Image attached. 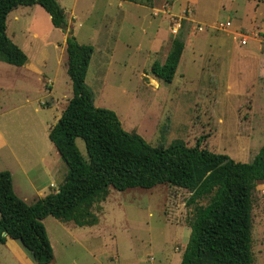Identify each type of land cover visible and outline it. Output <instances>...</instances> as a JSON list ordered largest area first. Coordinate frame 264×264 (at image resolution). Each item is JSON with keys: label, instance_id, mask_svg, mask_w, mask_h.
I'll use <instances>...</instances> for the list:
<instances>
[{"label": "rangeland", "instance_id": "rangeland-1", "mask_svg": "<svg viewBox=\"0 0 264 264\" xmlns=\"http://www.w3.org/2000/svg\"><path fill=\"white\" fill-rule=\"evenodd\" d=\"M57 1L78 41L94 46L86 76L94 104L114 110L127 131L154 146L179 140L194 146L201 139L200 146L210 151L253 160L264 145V0ZM227 20L229 28L217 27ZM7 25L28 61L16 66L0 60V170L14 172L30 203L39 195L22 167L31 170L36 182L49 184L53 179L56 186L63 184L67 166L52 163L56 150L48 130L61 116L73 87L66 35L40 5L18 6L9 13ZM241 35L249 36L246 45L240 44ZM175 37L185 43L176 75L171 83L158 79L154 85L151 66L165 61ZM76 142L87 158L83 139ZM57 165L58 173H52ZM189 196L187 189L168 184L111 188L109 196L91 208L100 224L85 225L81 243L77 235L61 236L49 216L46 224L56 248L51 263L162 257L165 247L171 251L181 241L161 219L191 218ZM252 199L253 264H264L261 181ZM0 264H20L2 243Z\"/></svg>", "mask_w": 264, "mask_h": 264}, {"label": "trees", "instance_id": "trees-1", "mask_svg": "<svg viewBox=\"0 0 264 264\" xmlns=\"http://www.w3.org/2000/svg\"><path fill=\"white\" fill-rule=\"evenodd\" d=\"M36 4L66 35L73 95L48 137L67 171L58 191L28 203L15 192L12 172L0 170V243L9 236L23 245L36 264H50L54 249L43 221L46 217L93 225L98 220L91 208L105 200L111 188L168 184L187 189L186 205L193 206L192 217H186L191 233L181 264H253L252 191L257 182L264 184V145L252 161L244 162L201 147V139L194 146L180 140L154 146L127 131L114 110L94 104L86 84L94 46L78 41L57 0H0L1 61L16 66L27 63V54L8 35L7 20L18 6ZM184 48V41L175 37L165 61L152 64V74L171 83ZM79 137L87 158L77 145Z\"/></svg>", "mask_w": 264, "mask_h": 264}, {"label": "crops", "instance_id": "crops-1", "mask_svg": "<svg viewBox=\"0 0 264 264\" xmlns=\"http://www.w3.org/2000/svg\"><path fill=\"white\" fill-rule=\"evenodd\" d=\"M120 4H122V3H120ZM49 18H50V16H49ZM65 40H66V36H65ZM65 47H66V43H65ZM151 81L153 84L155 83L154 85L159 84L158 78H157V80L152 78ZM56 121L57 120H55V122ZM52 145H53V143H52ZM54 148H55V146H54ZM55 150H56V148H55ZM55 152H56V157H54V159H52V163H56L58 165L60 164L59 168L63 164L66 165L65 162L63 161L61 155L58 153V151L56 150ZM59 160H61V161H59ZM49 165H51V162ZM58 165L52 169V173H54V172H56V174L58 173V171H59V168H57ZM22 168L24 170V176L28 177L30 186H34L35 190L37 191V193L39 195V198L44 197L51 192H55V191L59 190V187L61 185L56 186L57 182H55V180L52 179V181H50L49 184L43 183V182L40 183L39 181L36 182L35 181L36 176L30 175L31 170L27 172L25 167H22ZM10 171L12 172V175H13V183H14L15 192L21 198H23L26 202H29V199L26 196H24L23 192L20 190V186L18 185V182L15 179L14 172L12 170H10ZM66 171L67 170H65V172H64V177H65ZM35 183H37V184H35ZM34 201H32V202H34ZM32 202H30V203H32ZM48 217H46L43 221H44V224L46 226L48 235L50 237L53 249H56L55 244H54V236H52V234H50L49 228L46 224V219ZM172 217L161 219V223H163L164 226L165 225L167 226L166 229L168 231L174 232V237L176 236V239L177 240L179 239L181 241L180 246L178 244H176L173 249H170L171 251H168V249H166V247H165L164 251L162 253H160L162 255V257L161 256H154V255H147L146 257H143L144 258L143 260L137 258L136 260H133L131 262H126V261L121 262L119 259L120 256H118V258L116 257L115 260L110 259L111 261L104 262V264H181L183 252H184V249H185L187 242L189 240V238H188V240H185V238L188 236L190 237L191 227H190V225H188L185 218L183 220H180L179 222H176L173 219L174 217L173 218ZM52 222L56 226V228H55L56 231H59L61 233V236L64 235L65 233L66 234L69 233L73 236L77 235L78 240L76 242L81 243L79 235L81 233L82 228L85 227V225L80 226V225H77L76 223H74L73 221H63L61 219H57L56 217H53ZM99 224H100V222L95 224V226L97 227V226H99ZM2 244H6L7 246L10 247V249L14 253L15 258L20 262V264H36V262H34L32 260V258L26 252L23 245L18 240H15V239L7 236L5 243H2ZM65 244H69V241H67V243H65ZM167 244H169V243H167ZM50 264H52V263H50Z\"/></svg>", "mask_w": 264, "mask_h": 264}, {"label": "built area", "instance_id": "built-area-1", "mask_svg": "<svg viewBox=\"0 0 264 264\" xmlns=\"http://www.w3.org/2000/svg\"><path fill=\"white\" fill-rule=\"evenodd\" d=\"M180 25V23H178V26ZM232 25L231 21L230 20H227L225 22H220L218 23L217 27L220 28V29H227L229 28L230 26ZM240 44L241 45H246L248 43V40H249V36H246V35H241L240 36Z\"/></svg>", "mask_w": 264, "mask_h": 264}, {"label": "water", "instance_id": "water-1", "mask_svg": "<svg viewBox=\"0 0 264 264\" xmlns=\"http://www.w3.org/2000/svg\"><path fill=\"white\" fill-rule=\"evenodd\" d=\"M5 234V233H4Z\"/></svg>", "mask_w": 264, "mask_h": 264}]
</instances>
